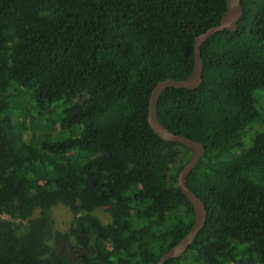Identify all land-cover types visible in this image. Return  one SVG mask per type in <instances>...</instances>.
<instances>
[{"label":"trees","instance_id":"16d2710c","mask_svg":"<svg viewBox=\"0 0 264 264\" xmlns=\"http://www.w3.org/2000/svg\"><path fill=\"white\" fill-rule=\"evenodd\" d=\"M242 6L238 30L202 46L201 85L158 100L159 121L205 147L186 182L207 221L166 264H264V0ZM226 9L0 0V264H157L189 233L195 213L177 178L192 152L152 130L149 100L191 75L195 38ZM39 122L60 133L39 134ZM59 205L75 216L64 233Z\"/></svg>","mask_w":264,"mask_h":264},{"label":"water","instance_id":"95a60500","mask_svg":"<svg viewBox=\"0 0 264 264\" xmlns=\"http://www.w3.org/2000/svg\"><path fill=\"white\" fill-rule=\"evenodd\" d=\"M244 15L242 0H227V9L220 23L209 28L206 32L198 35L194 42V68L191 75L185 80L166 79L160 82L152 91L149 100L148 122L152 130L164 141L180 143L189 148L192 152L190 161L181 170L177 184L180 190L191 202L195 221L192 229L174 247L166 252L157 264H166L171 259H177L187 252L189 247L195 242L201 230L204 228L208 210L205 202L191 191L187 186L188 174L197 166L200 159L205 154V147L201 142L190 139L181 134H174L169 131L160 121L157 115L158 100L164 90L168 88L196 90L202 82V72L204 62L202 57V46L214 34L228 30L235 32L238 30L239 22Z\"/></svg>","mask_w":264,"mask_h":264},{"label":"rangeland","instance_id":"374dc122","mask_svg":"<svg viewBox=\"0 0 264 264\" xmlns=\"http://www.w3.org/2000/svg\"><path fill=\"white\" fill-rule=\"evenodd\" d=\"M258 97L260 99V104H259V108L260 109H264V91H259L258 92ZM37 128L38 133H42V134H47L51 137H57L58 134L60 133L59 127L57 126H49L48 124L44 123V122H39L37 124ZM253 134V133H251ZM30 133L27 134V139H29ZM52 217L54 219V225H55V229L59 232H67L70 228V226L73 224L74 222V215L70 212V210L62 205L56 206L52 209ZM93 214L98 217L104 224L108 223L111 221V213L109 212V210L107 209H98L96 211L93 212ZM38 216V214H36V217ZM6 219L8 220H14L12 218H10L9 216H4ZM14 221H19V220H14ZM23 223H26L25 221ZM258 264V263H257Z\"/></svg>","mask_w":264,"mask_h":264}]
</instances>
